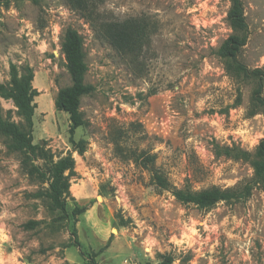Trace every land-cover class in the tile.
Returning <instances> with one entry per match:
<instances>
[{"label": "rangeland", "instance_id": "374dc122", "mask_svg": "<svg viewBox=\"0 0 264 264\" xmlns=\"http://www.w3.org/2000/svg\"><path fill=\"white\" fill-rule=\"evenodd\" d=\"M95 2L101 21L148 23L138 54L118 50L68 0L0 5V84L10 87L13 66L20 75L31 68L39 91L33 136L46 153L33 162L47 170V152L75 160L63 217L37 197L48 180L30 176L24 155L0 133V264H153L167 255L172 264H264V183L246 199L202 209L158 187L154 170L131 156L154 154V168L178 187H232L253 177L249 162L215 152V144L254 150L264 138V114L249 113L256 81L230 76L216 54L232 32L231 0ZM243 2L249 38L240 60L264 69V0ZM69 26L83 37L86 82L95 87L81 98L82 154L68 139L69 114L55 106L58 90L72 84L62 51ZM0 105L24 121L12 98L0 93ZM76 206L86 208L77 217Z\"/></svg>", "mask_w": 264, "mask_h": 264}, {"label": "trees", "instance_id": "16d2710c", "mask_svg": "<svg viewBox=\"0 0 264 264\" xmlns=\"http://www.w3.org/2000/svg\"><path fill=\"white\" fill-rule=\"evenodd\" d=\"M11 0H0V5H6ZM72 8L81 12L99 33L113 44L118 50L126 54H138L149 36V25L140 18H130L123 21H101L96 8L95 0H68ZM227 19L232 28L231 34L216 49V54L223 61L226 72L237 79L250 81L254 79L256 85L253 89L249 113L264 114L263 81L264 69L249 68L240 60V52L247 44L249 38L248 23L245 16L243 0H231ZM62 51L67 60V67L71 73L72 84L61 87L55 98V106L69 114V142L75 150L81 154L86 150L84 139L76 140V129L85 123L80 109L81 98L95 90L94 85L86 82L88 64L82 35L75 28H66ZM34 73L31 68H26V73L19 74L18 69H11L10 87L0 84V93L13 99L24 121L16 123L11 120V112L4 114L0 105V133L8 138V148L12 151L21 152L24 155L22 166L32 177L48 180L49 186L45 191L39 190L37 197L49 199V207L52 210H61L63 217L67 216V199L70 195L71 178L75 175V160L71 153L54 160L53 155L44 154L47 159L48 169L43 170L33 161L38 156V150L44 148L34 143V114L37 103L34 97L39 91L33 87ZM241 93L237 95L236 103H240ZM141 124H137V129ZM118 145V144H117ZM217 155L240 159L249 162L253 168V177L245 184L221 187L213 185L202 189H193L186 183L182 187L173 184L162 172L154 168L155 155L145 150H131L132 158L144 167L153 169V182L160 188L168 189L175 198L185 204H194L202 209H210L221 201H235L246 199L252 194L254 186L264 183V138L256 145L254 150H248L240 145L220 146L215 144ZM85 207L76 206L73 215L81 214ZM73 235L78 243V232L74 229ZM174 257L167 255L166 258L153 264H172Z\"/></svg>", "mask_w": 264, "mask_h": 264}]
</instances>
